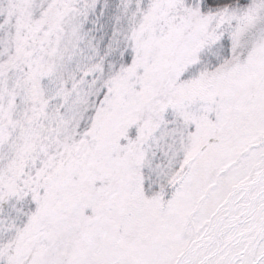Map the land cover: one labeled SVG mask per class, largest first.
<instances>
[{
  "label": "snow or ice",
  "instance_id": "snow-or-ice-1",
  "mask_svg": "<svg viewBox=\"0 0 264 264\" xmlns=\"http://www.w3.org/2000/svg\"><path fill=\"white\" fill-rule=\"evenodd\" d=\"M0 264H264V0H0Z\"/></svg>",
  "mask_w": 264,
  "mask_h": 264
}]
</instances>
